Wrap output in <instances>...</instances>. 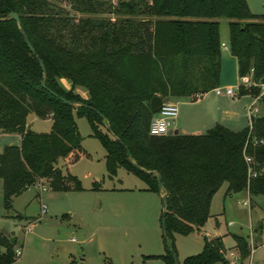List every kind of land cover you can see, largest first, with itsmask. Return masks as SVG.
I'll return each instance as SVG.
<instances>
[{"label": "trees", "instance_id": "obj_1", "mask_svg": "<svg viewBox=\"0 0 264 264\" xmlns=\"http://www.w3.org/2000/svg\"><path fill=\"white\" fill-rule=\"evenodd\" d=\"M66 5L86 16L75 19ZM218 17L229 18V51L238 76H250L251 84H239L237 96L258 97L264 84V15L253 14L246 0H0V132L20 136L18 144L0 152L4 209L11 210L13 198L39 179L52 191L83 190L79 179L58 165L61 159L68 165L89 156L75 116L87 119L105 149L109 177L123 168L144 180L147 190L166 194L160 216L165 251L159 255L166 264H173L174 235L205 224L223 183L224 196L245 188L250 205L253 196H264V143L254 142L264 138V113L252 115L237 131L215 124L204 133L149 132L154 95L187 97L219 85L221 43L212 20ZM259 100L264 102V94ZM30 113L50 116V131L31 130ZM245 156L254 161L251 172ZM232 236L245 259L247 239ZM14 245L0 232V264L16 260ZM217 261L229 264L222 237L203 236L201 251L181 264Z\"/></svg>", "mask_w": 264, "mask_h": 264}, {"label": "rangeland", "instance_id": "obj_2", "mask_svg": "<svg viewBox=\"0 0 264 264\" xmlns=\"http://www.w3.org/2000/svg\"><path fill=\"white\" fill-rule=\"evenodd\" d=\"M246 2L253 14L264 15V0ZM66 9L75 19L86 16L71 11L67 5ZM101 16L115 18L109 13ZM212 20L218 22L221 50L226 55L229 18ZM223 73L232 83L237 82L235 71L229 66ZM67 83L63 81V85L68 86ZM76 89L85 96L83 88ZM223 100L224 108L237 110L240 120L246 123L248 117L244 105L250 102V97ZM258 103L256 111L254 108L251 111L253 115L264 113V102L259 100ZM34 116L31 114L28 120L31 122ZM75 120L82 136L81 145L89 156L81 155L68 165L61 159L58 165L64 173L68 171L76 176L83 190L52 191L47 188L42 191L31 186L13 199L11 210H6L2 205L0 188V232L9 238L15 237L14 247L22 252L13 264H166L159 257L165 251L160 195L147 190L144 180L123 168L109 177L106 152L101 142L91 135L92 130L85 117L75 116ZM31 129L48 132L51 122L36 119L31 123ZM200 131L204 133L206 130L201 128ZM17 141L16 134L0 132V152L5 145ZM225 189L226 183H223L214 194L210 207L213 216L207 219L202 230L174 235L179 264L186 256L201 251L204 234L209 237L223 235L225 258L229 264L264 263V196H253L250 207V202L246 203L249 195L245 188L226 197ZM42 204L47 206L45 214L41 213ZM215 216L218 226L215 225ZM233 234L245 237L250 245V254L243 260L234 248Z\"/></svg>", "mask_w": 264, "mask_h": 264}, {"label": "crops", "instance_id": "obj_3", "mask_svg": "<svg viewBox=\"0 0 264 264\" xmlns=\"http://www.w3.org/2000/svg\"><path fill=\"white\" fill-rule=\"evenodd\" d=\"M226 66H229V68L231 70L235 71V74L237 76V82L236 83H232V80H230L229 78L224 76L223 72H224ZM241 83H242V80L237 74V60H236V58L233 55H231L229 49H228V53L226 55H223L222 50H221V70H220V77H219V85L217 86L218 88H221V93L217 94L214 91V89H211L208 92L197 93V94L192 95V96L170 98L169 100L177 102V104L179 106V108H178L179 113H178V115L174 121V124H173L174 130H177V133H200L201 128L207 130L208 128L214 126L215 124H222V125H225L226 127L230 128V129H232V130L237 131V130L242 129L246 125H248L250 123V117L253 115L251 113V111L253 108H254V111H256V109L258 108L256 105L259 104L258 103L259 100L257 101V100H255L254 97H251L249 95L237 96L235 98V99L239 100L241 97H250V99H251L250 102H248L244 105V108L247 109L246 116L248 117V120L246 121V123H244L245 120L244 121L240 120L241 117H240V114L237 112V110H235L233 108L232 109H226V108H224V105H223L224 104L223 99L229 97L228 95H226L224 93V88L225 87H232L235 89V90L234 89L233 90L237 93V87ZM67 85L68 86H66V87H69L68 83H67ZM76 91H77V89H76ZM79 93H80V91H79ZM84 97H86V94ZM229 98H231V97H229ZM231 99H233V98H231ZM249 107H250V110H249ZM31 114L32 113H30L27 116V125L30 129H31V123L33 121H35L36 119L43 120V118H39L35 115L34 118H32V120L30 122L28 120V118H29V116H31ZM44 119L49 120L52 123L50 116L47 118H44ZM33 131H35V130H33ZM36 132H38V131H36ZM16 135L18 137V141L15 144H18L19 140H20V136L18 134H16ZM1 186H2V183L0 182V188H1ZM251 206L252 205H250V207ZM210 207H211V205H210ZM210 216H213V214H211V212H210ZM214 221H215V225L218 226L219 221H218L216 216L214 218ZM202 228H203V226L199 230H202ZM203 236H206L208 238H212L206 234H204ZM218 236H221L222 240H223V235L219 234ZM14 242L16 244V238L15 237H14ZM223 244H224V241H223ZM15 249L20 250L17 248H15ZM252 250L253 249H251V252H252ZM225 253H226V249H225ZM21 255H22V252H21L19 258L21 257ZM19 260H22V258Z\"/></svg>", "mask_w": 264, "mask_h": 264}, {"label": "built area", "instance_id": "obj_4", "mask_svg": "<svg viewBox=\"0 0 264 264\" xmlns=\"http://www.w3.org/2000/svg\"><path fill=\"white\" fill-rule=\"evenodd\" d=\"M225 47V46H223ZM242 84L245 86H249L251 84L250 76H245L241 78ZM261 93L264 94V84H260ZM214 91L219 94L221 93V88H214ZM224 93L229 97L235 99L237 97V93L233 90L232 87H225ZM258 97H255V100H258ZM251 106V105H250ZM250 110V107H249ZM178 115V104L177 102L171 101L169 99L162 100L160 110L156 113L154 118L150 122L149 132L152 135H167L174 131L173 124ZM255 143H264V138L255 139ZM245 161L249 166V172L252 171V164L254 163L253 159L250 156H245ZM254 174V173H253ZM33 187H37L39 190L44 191L47 189L46 185L42 181V179L37 180V182L33 185ZM246 203H249L247 201ZM47 212V206L45 204L41 205V213L45 214ZM21 254L20 250H16V257H19Z\"/></svg>", "mask_w": 264, "mask_h": 264}, {"label": "water", "instance_id": "obj_5", "mask_svg": "<svg viewBox=\"0 0 264 264\" xmlns=\"http://www.w3.org/2000/svg\"><path fill=\"white\" fill-rule=\"evenodd\" d=\"M10 17L13 18L14 20H16L17 22L19 20L18 15L16 13H14V12H11L10 13ZM20 31H21L22 35L24 36V38H25V42H26L28 48L30 49L31 52L34 53L35 50H34L33 46L31 45V43L29 42V40L25 37L24 32H23V30L21 28H20ZM37 60H38V63L40 65L41 69L43 70V72L45 74V67H44L43 62L41 61V59L39 57H37ZM62 100L65 103H67L68 105H73L72 102H70V101H68L66 99H63L62 98ZM161 103H162V99L158 95H154L150 99V102H149L151 112L154 113V114L157 113L160 110ZM173 133L176 134L177 133V130H174ZM135 166L138 169H140V170H142V171H144V172H146L148 174L151 173L150 171L144 170V169H142L141 167H139L137 165H135ZM156 181H157V185H158L159 189H161L162 188V183H161V178H160L159 175H157V180ZM160 198H161V202H162V210H164L165 209V204H166V194H160ZM161 230H162V233L165 232V219H164V215H162V218H161ZM9 239H10V242L13 244L14 243V237H11ZM171 254H172L173 264H179L175 252L172 251Z\"/></svg>", "mask_w": 264, "mask_h": 264}]
</instances>
